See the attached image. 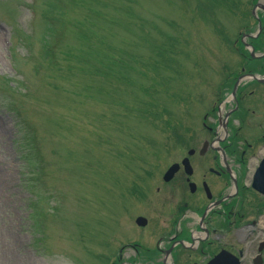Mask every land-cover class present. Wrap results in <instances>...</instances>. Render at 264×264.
<instances>
[{
    "label": "rangeland",
    "instance_id": "obj_1",
    "mask_svg": "<svg viewBox=\"0 0 264 264\" xmlns=\"http://www.w3.org/2000/svg\"><path fill=\"white\" fill-rule=\"evenodd\" d=\"M241 1L0 0V264H105L132 187L209 138Z\"/></svg>",
    "mask_w": 264,
    "mask_h": 264
},
{
    "label": "flooded vegetation",
    "instance_id": "obj_2",
    "mask_svg": "<svg viewBox=\"0 0 264 264\" xmlns=\"http://www.w3.org/2000/svg\"><path fill=\"white\" fill-rule=\"evenodd\" d=\"M245 2L233 42L242 46L244 65L225 78V109L204 116L209 138L172 162L188 158L191 173L179 164L163 181L169 164L157 180V196L132 187L133 202L116 215L119 232L101 247L105 264H209L216 258L217 264H254L260 256L264 264V193L251 189L256 167L264 164V0Z\"/></svg>",
    "mask_w": 264,
    "mask_h": 264
},
{
    "label": "water",
    "instance_id": "obj_3",
    "mask_svg": "<svg viewBox=\"0 0 264 264\" xmlns=\"http://www.w3.org/2000/svg\"><path fill=\"white\" fill-rule=\"evenodd\" d=\"M190 153H192V151H190ZM184 165H188V161L187 159L183 160ZM258 169L256 170L255 174H254V178H253V183H252V186H253V189H256L257 191L259 192H263V186H264V183H263V175H264V164L263 165H260L259 167H257ZM177 170V164H174L172 165L168 171L165 173L164 175V180L168 181L169 179H171V177L173 176L174 174V171ZM189 173H190V170L189 169H186ZM193 189V188H192ZM216 260V259H215ZM214 260V261H215Z\"/></svg>",
    "mask_w": 264,
    "mask_h": 264
}]
</instances>
